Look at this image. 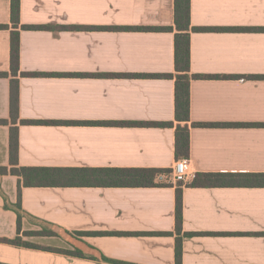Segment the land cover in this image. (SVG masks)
I'll return each instance as SVG.
<instances>
[{
  "label": "crops",
  "instance_id": "crops-1",
  "mask_svg": "<svg viewBox=\"0 0 264 264\" xmlns=\"http://www.w3.org/2000/svg\"><path fill=\"white\" fill-rule=\"evenodd\" d=\"M174 0H20L19 118L10 117V0H0V166L10 167V127L18 164L41 167L170 169L174 80ZM189 183L197 172L264 173V0H190ZM238 27L243 29H223ZM26 121V122H23ZM157 183H165L158 182ZM184 183V182H183ZM22 186L0 174V238L35 222L62 232L151 234L30 236L0 241L4 264H264V187ZM7 204V206H5ZM39 229V228H38ZM165 232V233H160ZM184 232L215 233L185 236ZM159 233V234H155Z\"/></svg>",
  "mask_w": 264,
  "mask_h": 264
},
{
  "label": "trees",
  "instance_id": "trees-1",
  "mask_svg": "<svg viewBox=\"0 0 264 264\" xmlns=\"http://www.w3.org/2000/svg\"><path fill=\"white\" fill-rule=\"evenodd\" d=\"M173 27L142 26V27H115L118 29H138V30H168L174 29V72L168 74H144V77H167L174 80V121L169 122H134L136 125L168 126L173 127L175 123V143L174 157L176 160L187 159L189 157V133L191 125H217L219 123H195L189 124L190 106V80L199 77L198 74L190 73V31L206 29L195 27L190 24V0H174ZM20 0H10V22L12 30L10 32V117L12 123H16L19 118V29L30 28L39 29L48 26L20 25ZM0 27H7L0 25ZM223 29H243L238 27H228ZM0 122H4L0 120ZM26 122V121H23ZM9 161L10 167L0 166V174L11 173L18 177V198L22 186H129L148 187L167 185L168 183H157L156 175L159 172H169L170 169L158 168H87V167H41V166H20L18 164V127H10L9 140ZM183 182H177L176 188V232L179 235L182 231V186ZM185 185L193 187H264V173L262 172H197L194 178ZM7 206V204H5ZM14 211L17 214L16 236L14 238H0V241L20 247L49 250L59 252L73 257H85L79 249H61L43 246L25 240L29 236H58L54 226L46 225L37 230H23L20 202L15 204ZM58 231L59 229L56 228ZM62 231V230H61ZM165 233V232H160ZM66 235L91 236V235H124V234H151L150 232H108V231H76L70 233L65 230ZM159 234V233H155ZM198 234L215 233H192L184 232L185 236ZM182 248L181 238H176L175 260L176 264H181ZM0 264H4L1 263Z\"/></svg>",
  "mask_w": 264,
  "mask_h": 264
},
{
  "label": "built area",
  "instance_id": "built-area-1",
  "mask_svg": "<svg viewBox=\"0 0 264 264\" xmlns=\"http://www.w3.org/2000/svg\"><path fill=\"white\" fill-rule=\"evenodd\" d=\"M188 162L186 159L176 160L169 172L162 171L156 175L158 182H186L188 177Z\"/></svg>",
  "mask_w": 264,
  "mask_h": 264
},
{
  "label": "rangeland",
  "instance_id": "rangeland-1",
  "mask_svg": "<svg viewBox=\"0 0 264 264\" xmlns=\"http://www.w3.org/2000/svg\"><path fill=\"white\" fill-rule=\"evenodd\" d=\"M35 225H36L37 229H38V228L40 229L41 227H47V226L44 225L43 223H39V222H35ZM54 230H55L56 232H58L59 235H62V234L64 233V232H62L61 230L58 231L56 228H54ZM59 235H58V236H59ZM29 237H30V236H29ZM31 237H32V236H31ZM36 244H37V243H36ZM43 246H45V245H43ZM50 247H52V246H50ZM52 248H59V247H54V246H53ZM61 249H64V248H61Z\"/></svg>",
  "mask_w": 264,
  "mask_h": 264
}]
</instances>
